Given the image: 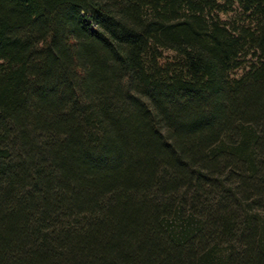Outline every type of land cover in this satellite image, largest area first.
<instances>
[{"label": "trees", "instance_id": "trees-1", "mask_svg": "<svg viewBox=\"0 0 264 264\" xmlns=\"http://www.w3.org/2000/svg\"><path fill=\"white\" fill-rule=\"evenodd\" d=\"M0 264H264V0H0Z\"/></svg>", "mask_w": 264, "mask_h": 264}, {"label": "rangeland", "instance_id": "rangeland-1", "mask_svg": "<svg viewBox=\"0 0 264 264\" xmlns=\"http://www.w3.org/2000/svg\"><path fill=\"white\" fill-rule=\"evenodd\" d=\"M240 71H238V73H239Z\"/></svg>", "mask_w": 264, "mask_h": 264}]
</instances>
